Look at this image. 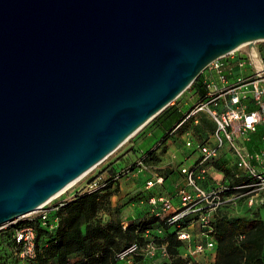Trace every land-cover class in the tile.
Masks as SVG:
<instances>
[{
  "label": "water",
  "instance_id": "obj_1",
  "mask_svg": "<svg viewBox=\"0 0 264 264\" xmlns=\"http://www.w3.org/2000/svg\"><path fill=\"white\" fill-rule=\"evenodd\" d=\"M260 40L264 0H0V228Z\"/></svg>",
  "mask_w": 264,
  "mask_h": 264
},
{
  "label": "built area",
  "instance_id": "obj_2",
  "mask_svg": "<svg viewBox=\"0 0 264 264\" xmlns=\"http://www.w3.org/2000/svg\"><path fill=\"white\" fill-rule=\"evenodd\" d=\"M240 48H245L243 53L237 52ZM247 65L248 74H233L234 67L244 68ZM205 69L210 73L214 72L215 80L212 77L203 79L205 97L189 110L184 119L202 111L209 116L214 127L206 141L198 144L195 162L190 166L180 165L177 168L176 173L181 181L174 184L172 190L151 194L144 200L148 213L174 230L175 239L182 245L174 253L170 252L166 242L157 243L149 230L144 229L141 241H133L115 254L120 262H133L138 256L142 260L158 259L157 264H172L174 258L180 256L198 264H211L215 252L209 225L211 214L217 209H235L240 200L248 208L263 202L258 196L264 190V151H248L236 141H248L258 126L264 129V40L237 47L211 61ZM210 139L211 144L208 141ZM224 146L233 157V176H244V180L240 185L230 188L218 184L206 189L200 182L206 178L208 163L218 157ZM137 167L139 170H148L140 160ZM152 175L143 182L145 190L165 183L161 175ZM97 184V181L89 184L88 188L94 190L98 187ZM238 189L245 190L240 192ZM173 198H176L175 202ZM54 207L43 205L26 218L16 219L10 224L22 219L33 220L35 217L45 224ZM128 222L129 219L121 221L123 229ZM55 223L56 218L50 222V228ZM155 232L160 235L161 229H156ZM13 237L18 246L17 257L23 262L31 261L36 255L34 226L28 222L18 225ZM180 249L183 254L178 253Z\"/></svg>",
  "mask_w": 264,
  "mask_h": 264
},
{
  "label": "trees",
  "instance_id": "obj_3",
  "mask_svg": "<svg viewBox=\"0 0 264 264\" xmlns=\"http://www.w3.org/2000/svg\"><path fill=\"white\" fill-rule=\"evenodd\" d=\"M201 80L200 73L188 86L195 88L197 93L198 98L194 105L205 97L206 89L203 80ZM188 112L189 110L180 118L178 116L175 117L180 111L176 106L170 104L151 119V121L154 120L156 122V126L160 127L172 124L162 134L158 144H163L173 130L191 118L189 116L184 119ZM194 119H196L194 129L200 136V144L206 141L207 135L213 128L197 116H194ZM178 123L180 124L175 127ZM259 129L261 128L259 127ZM251 136H255L253 138L256 139H262L263 132H258L257 129ZM255 143L251 142V138H249V144L246 145V148L249 151L252 150V146ZM157 145L145 150L128 170L122 169L118 172L111 166L108 170L110 176L101 182L99 181L96 189L90 190L87 187L83 191L79 190L72 196L67 197V199L57 203L50 211L49 219L45 224H42V220L35 217L33 220H19L0 229V235L5 237L7 246L10 248L14 258L21 261L16 255L18 246L15 243L13 233L18 225L26 222L32 224L36 232V255L29 261L30 264H122L123 262L116 259L115 254L129 243L136 240L141 241V232L144 229L149 230V234L157 243L166 242L170 252L174 253L177 251L182 244L175 239L174 230H171L154 215H150L144 203L147 196L162 191L150 194L144 193L141 196L142 210L137 216L129 219L125 229L122 228L121 221L107 217L111 210V197L118 188L117 181L120 180V176H125L129 171L137 167L139 160L147 167H150L153 170L152 173L161 175L164 179L176 168L173 166L169 167L168 164L156 167L160 162V157L156 150ZM163 146L161 151H163ZM211 165H216L217 168L220 167L214 163ZM220 168L222 178H228L227 182H224V186L230 188L240 185L242 180H244V176L235 178L228 168L224 166ZM200 184L204 187L203 181ZM244 190L238 189L237 191L243 192ZM227 192H230V190ZM234 210L233 208L217 209L210 216L211 236L215 243L214 258L211 264H264L263 221L256 210H253L247 216L231 214ZM102 211H106L108 214L106 213L104 217H101L99 214ZM55 218L56 223L50 228V222ZM186 220L188 221V219ZM156 229H161L160 235L156 234ZM172 264L198 263L176 256Z\"/></svg>",
  "mask_w": 264,
  "mask_h": 264
},
{
  "label": "rangeland",
  "instance_id": "obj_4",
  "mask_svg": "<svg viewBox=\"0 0 264 264\" xmlns=\"http://www.w3.org/2000/svg\"><path fill=\"white\" fill-rule=\"evenodd\" d=\"M244 49L245 48H240L237 52L243 53ZM200 73L202 80L210 77L215 80L216 76L214 72L210 73L208 69H203ZM234 73L238 76L248 74V65L244 68L234 67L233 74ZM197 98V93L195 92V88L193 87H187L184 91H182L181 94H179L169 103V105L172 104L173 106H178L180 108V113H178L175 117L178 116V118H180L186 111L190 110ZM194 116H197L202 121L208 123L210 127H214V123L211 121L209 116L205 112L201 111L191 116V118L186 120L184 124L173 130V132H171V134L167 136V139L163 144H158V142L160 143L162 134H164L172 126V124L170 126L164 125V127H160L156 126V122L154 120L151 121L150 119L144 125H142V127L137 130L132 136H130L128 140H126L114 152H112L106 159H104L93 169H91L87 174H85V176H83L81 180L77 181L72 187L67 189L61 195L57 196L51 201H48L45 204L46 207L55 206L57 203L67 199V197L72 196L77 191H83L89 186V184L95 183L96 181H103L110 176V172L108 170L111 166L114 167L118 172L122 169L128 170V168L139 159L140 155H142L145 150L153 148L157 144L158 145L156 150L158 151L160 162L156 165V167H162L160 165L166 164H168L169 167L173 166L176 168H178L180 165L190 166L198 157L197 146L200 142V136L197 134V131H195V124L192 121ZM259 127L261 129H259ZM257 129L258 132H263V138L256 139L253 138L255 136H250L251 142H256L252 146V150H250L252 152L261 150L264 151V129L262 126H258ZM236 143L246 148V145L249 144V141H236ZM162 146L163 151H161ZM220 155L221 157H217L212 163H209L206 178L205 180H203V186L206 189H210L218 184L223 185L224 182H227V177H224V179L222 178L220 167L224 166L225 168H228L233 174L235 172L234 163L232 166L233 158H231L230 153L226 154L225 152H222V154ZM213 163L219 165L220 167L217 168L216 165H211ZM143 165L145 164L143 163ZM147 169L148 170L142 168L141 170H139L138 167H135L125 176H120V180L117 181V191H115L111 197V210L109 214L106 211H102L99 215L101 217H104L107 213L108 218L110 217L112 219L116 218L119 221H126L128 219H131V216H137L138 213L142 210L140 199L141 196L144 195V193L150 194L158 191H163L168 188V184L166 183V185L164 184L163 186H154L153 188L144 190V180L147 178H151L153 176L152 174H154L152 173L153 170L150 167H148ZM133 172L134 174L132 176L129 175ZM258 198H261L263 202L257 205L254 204L249 208L244 204L242 200H240L237 203L235 210L231 214L237 216H247L250 215L253 210H256L264 224V190L259 193ZM178 253L183 254L181 249L178 250ZM135 258V261L133 259L134 262H124L122 264H157V261H159L158 259H146L145 262L144 259L142 260V258H139L138 256ZM0 264L30 263L16 260L14 258V255L11 253L10 248L7 246L5 237H2L0 235Z\"/></svg>",
  "mask_w": 264,
  "mask_h": 264
},
{
  "label": "crops",
  "instance_id": "obj_5",
  "mask_svg": "<svg viewBox=\"0 0 264 264\" xmlns=\"http://www.w3.org/2000/svg\"><path fill=\"white\" fill-rule=\"evenodd\" d=\"M177 109L180 111V108L178 106H177ZM208 141L211 144L212 140L210 139ZM248 141H246V142H248ZM220 151H221V153L219 152L218 157H221L220 154H222V152H225L226 154H229V152L227 151V147L226 146H224L223 149H221ZM230 156H231V154H230ZM231 158H233V157L231 156ZM232 166H233V161H232ZM176 170H177V168H174L173 172L166 177L164 184L166 185V183H167L168 184V188H166V190H163V191H170V190H172V186L174 184H176V183H179L181 181V177L176 173ZM234 170H235V168H234ZM133 174H134V172L133 173H130L129 175L132 176ZM173 201L175 202L176 201V198H173ZM133 217H135V216H131L130 218H133ZM144 261L146 262V260H144Z\"/></svg>",
  "mask_w": 264,
  "mask_h": 264
},
{
  "label": "bare ground",
  "instance_id": "obj_6",
  "mask_svg": "<svg viewBox=\"0 0 264 264\" xmlns=\"http://www.w3.org/2000/svg\"><path fill=\"white\" fill-rule=\"evenodd\" d=\"M244 45V44H243ZM240 46H242V45H240ZM239 46V47H240ZM205 69V68H204ZM93 169V168H92ZM89 172V171H88ZM88 172H86L85 174H87ZM85 174L84 175H82L81 177H79L78 179H76L75 181H73L71 184H69L68 186H66L61 192H59L57 195H55L52 199H54V198H56L57 196H59V195H61L63 192H65L67 189H69L70 187H72L77 181H79V180H81V178L83 177V176H85ZM52 199H50L49 201H51ZM46 204V203H45ZM45 204H43V205H45ZM42 205V206H43ZM41 206V207H42Z\"/></svg>",
  "mask_w": 264,
  "mask_h": 264
}]
</instances>
